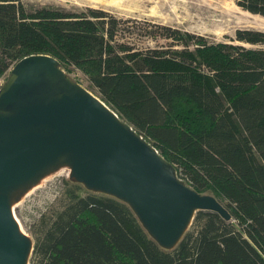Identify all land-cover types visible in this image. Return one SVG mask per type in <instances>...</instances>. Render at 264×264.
<instances>
[{
  "label": "trees",
  "instance_id": "trees-1",
  "mask_svg": "<svg viewBox=\"0 0 264 264\" xmlns=\"http://www.w3.org/2000/svg\"><path fill=\"white\" fill-rule=\"evenodd\" d=\"M235 1L264 18V0ZM231 41L100 9L0 0V81L32 55L56 59L76 84L70 75L80 72L182 183L232 216L198 212L164 249L128 204L67 185L35 225L33 264H264V60L233 44L264 46V32L239 30Z\"/></svg>",
  "mask_w": 264,
  "mask_h": 264
},
{
  "label": "water",
  "instance_id": "water-1",
  "mask_svg": "<svg viewBox=\"0 0 264 264\" xmlns=\"http://www.w3.org/2000/svg\"><path fill=\"white\" fill-rule=\"evenodd\" d=\"M61 165L87 190L128 204L164 249L177 246L198 212L232 221L220 201L182 183L154 147L72 82L56 59L32 55L0 92V264H29L34 251L12 195Z\"/></svg>",
  "mask_w": 264,
  "mask_h": 264
},
{
  "label": "rangeland",
  "instance_id": "rangeland-1",
  "mask_svg": "<svg viewBox=\"0 0 264 264\" xmlns=\"http://www.w3.org/2000/svg\"><path fill=\"white\" fill-rule=\"evenodd\" d=\"M28 8H61L66 10L100 9L123 19L155 23L172 27L187 33L205 36L214 43H232L239 30L264 32V18L243 11L235 0H20ZM261 20V21H260ZM263 22V23H262ZM160 45L166 44L159 40ZM244 45L253 57L264 60V46ZM148 45L155 46L150 42ZM249 51V54H250ZM11 67L0 81V92L13 79ZM71 79L86 89L90 84L80 73L70 75ZM97 96V95H96ZM234 125V124H233ZM71 168L61 165L45 172L38 180L16 191L11 198L14 214L20 220L22 229L35 243L34 233H39L37 221L49 217L60 207L62 193L67 185L78 184L71 178ZM87 190L83 185L78 184ZM94 193V192H92ZM98 194V193H97ZM29 264H33V253Z\"/></svg>",
  "mask_w": 264,
  "mask_h": 264
},
{
  "label": "bare ground",
  "instance_id": "bare-ground-1",
  "mask_svg": "<svg viewBox=\"0 0 264 264\" xmlns=\"http://www.w3.org/2000/svg\"><path fill=\"white\" fill-rule=\"evenodd\" d=\"M261 21V20H260ZM263 23V22H262ZM15 215V214H14ZM16 216V215H15ZM16 220L18 221V223L20 224V227L22 228V225H21V222H20V220L17 218V216H16ZM22 231H24L23 229H22Z\"/></svg>",
  "mask_w": 264,
  "mask_h": 264
}]
</instances>
